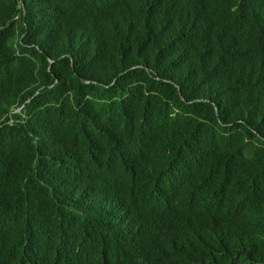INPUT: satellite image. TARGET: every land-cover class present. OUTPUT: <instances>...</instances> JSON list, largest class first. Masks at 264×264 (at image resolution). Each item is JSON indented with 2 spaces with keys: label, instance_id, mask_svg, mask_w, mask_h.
I'll return each instance as SVG.
<instances>
[{
  "label": "trees",
  "instance_id": "obj_1",
  "mask_svg": "<svg viewBox=\"0 0 264 264\" xmlns=\"http://www.w3.org/2000/svg\"><path fill=\"white\" fill-rule=\"evenodd\" d=\"M0 264H264V0H0Z\"/></svg>",
  "mask_w": 264,
  "mask_h": 264
}]
</instances>
